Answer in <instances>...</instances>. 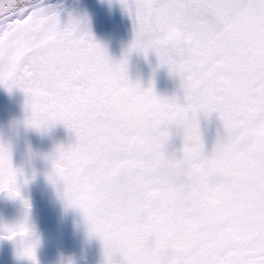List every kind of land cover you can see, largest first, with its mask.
Masks as SVG:
<instances>
[{
	"label": "snow or ice",
	"instance_id": "snow-or-ice-1",
	"mask_svg": "<svg viewBox=\"0 0 264 264\" xmlns=\"http://www.w3.org/2000/svg\"><path fill=\"white\" fill-rule=\"evenodd\" d=\"M119 2L133 37L117 60L86 15L0 0V86L23 91L29 127L75 135L56 146L47 178L63 182L104 264H264V0ZM133 52H154L182 97L159 94L155 70L147 85L133 81ZM213 114L209 148L201 121ZM21 178L30 179L0 140V193L24 209L0 221V240L40 264Z\"/></svg>",
	"mask_w": 264,
	"mask_h": 264
},
{
	"label": "flooded vegetation",
	"instance_id": "flooded-vegetation-1",
	"mask_svg": "<svg viewBox=\"0 0 264 264\" xmlns=\"http://www.w3.org/2000/svg\"><path fill=\"white\" fill-rule=\"evenodd\" d=\"M55 7L62 18L69 13L74 16L86 15L93 35L115 59L119 60L127 50L133 37V24L119 0H66ZM157 65L158 58L154 52L147 57L143 53L133 52L129 57L128 72L133 81L139 80L147 85L155 70L157 92L182 97L179 77L171 75L167 67ZM25 99L20 89L14 88L9 92L0 86V130L12 138L14 165L23 167L30 178L27 184L23 183L22 178L19 180L22 195L31 202L30 224L35 227L40 242L60 252L61 256L80 261L81 264H104L102 241L96 236H89L88 224L82 212L66 206L61 196L62 188L47 178L51 162L42 158L30 159L27 151L29 146L40 153L50 152L60 144L67 147L75 142V135L63 124L44 132L21 127L18 135L12 133L10 122L22 119L26 114ZM201 123L206 145L211 148L220 127L218 116L213 114L208 121L202 118ZM174 146L179 149L181 142L175 140ZM23 213L20 200L0 193V221L15 222L22 218Z\"/></svg>",
	"mask_w": 264,
	"mask_h": 264
},
{
	"label": "water",
	"instance_id": "water-1",
	"mask_svg": "<svg viewBox=\"0 0 264 264\" xmlns=\"http://www.w3.org/2000/svg\"><path fill=\"white\" fill-rule=\"evenodd\" d=\"M37 257L40 264H68L67 258L61 256L52 247L40 242L37 248ZM73 264H81L80 261L71 259ZM0 264H32L27 258H18L16 245L11 240H0Z\"/></svg>",
	"mask_w": 264,
	"mask_h": 264
},
{
	"label": "clouds",
	"instance_id": "clouds-1",
	"mask_svg": "<svg viewBox=\"0 0 264 264\" xmlns=\"http://www.w3.org/2000/svg\"><path fill=\"white\" fill-rule=\"evenodd\" d=\"M28 115H29V113H26L25 116L22 119H13L10 122L9 128H10L12 133L18 135L19 134V130H20L21 127L25 128V129H34L32 127H29L26 124V118H27ZM0 140L5 142L6 144L10 143L11 146H13L12 145L11 136H8L3 130H0ZM55 149H56V147L50 152L40 153L39 151L34 150L33 148H31V146H29L27 151H28V155H29L30 159L42 158V159H44L46 161H50L51 162V160H52V158H53V156L55 154ZM51 171H52V167H51V170L49 172H51ZM56 184L58 186H60L62 188V191H63V187H64L63 182L61 180L57 179V183Z\"/></svg>",
	"mask_w": 264,
	"mask_h": 264
},
{
	"label": "bare ground",
	"instance_id": "bare-ground-1",
	"mask_svg": "<svg viewBox=\"0 0 264 264\" xmlns=\"http://www.w3.org/2000/svg\"><path fill=\"white\" fill-rule=\"evenodd\" d=\"M65 3L66 0H50V3L53 4L54 6H58L61 3Z\"/></svg>",
	"mask_w": 264,
	"mask_h": 264
}]
</instances>
